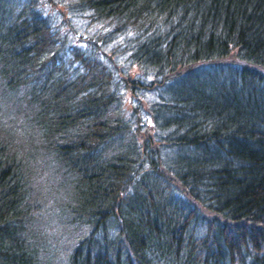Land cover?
Masks as SVG:
<instances>
[{"label":"trees","instance_id":"1","mask_svg":"<svg viewBox=\"0 0 264 264\" xmlns=\"http://www.w3.org/2000/svg\"><path fill=\"white\" fill-rule=\"evenodd\" d=\"M16 89L0 264H264V0H0Z\"/></svg>","mask_w":264,"mask_h":264},{"label":"rangeland","instance_id":"2","mask_svg":"<svg viewBox=\"0 0 264 264\" xmlns=\"http://www.w3.org/2000/svg\"><path fill=\"white\" fill-rule=\"evenodd\" d=\"M66 19L67 21H69V16L67 14H66ZM65 22L66 21H62L61 25L63 26ZM26 94L27 93L23 89L21 90L16 89L13 93L7 94L6 96L1 97L0 95V117L3 118L1 125H3L5 130L7 127H10L11 125L12 126L15 125L16 127H14V130L16 132L19 131L21 134H24V132L30 126L34 113L32 110L33 108H31L29 104L24 106V97ZM23 145L25 146L27 145L26 151L30 150L31 153H34V154L37 153V150L33 149L30 143H26ZM45 162L47 161H44L38 155V159L36 160L35 163H38L40 166H42V168H44L47 171V165ZM33 170L35 171V174L38 173L39 171V169L37 168H33ZM41 174H42L41 171H39V176H41ZM49 183H50L49 176L45 182L41 179L39 182V185L41 187L40 190L49 189L50 187ZM53 226L51 227V229L53 228ZM42 230L47 233L46 228H42Z\"/></svg>","mask_w":264,"mask_h":264}]
</instances>
